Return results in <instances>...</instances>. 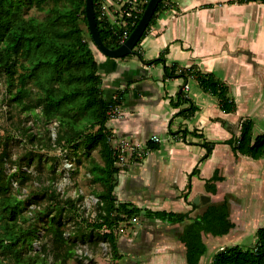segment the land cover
<instances>
[{"label":"crops","instance_id":"0c3cea01","mask_svg":"<svg viewBox=\"0 0 264 264\" xmlns=\"http://www.w3.org/2000/svg\"><path fill=\"white\" fill-rule=\"evenodd\" d=\"M127 1L103 0L112 24L120 23ZM171 2L134 53L111 58L100 52L96 58L105 98L122 94L116 117L107 123L112 145L125 139L149 150L150 143H158L157 149L149 150L120 175L117 198L142 209L174 212L191 210L190 202L201 194L213 196L211 203L227 200L234 227L224 235L203 233L208 250L201 262L211 264L214 254L224 247L253 246L257 230L264 227V156L253 159L235 154L226 143L240 132L245 118L254 121L255 137L264 133V3ZM165 51L164 63H146ZM167 67H176L175 74L192 67L214 73L228 86L237 111L223 112L218 99L193 76L186 80L178 75L167 77ZM181 91L198 108L192 116L179 115L190 105ZM153 136L160 141H151ZM205 142H211L212 152L201 161L207 153ZM195 167L198 173L191 177L192 188L185 197ZM216 172L222 179L212 192L207 182ZM128 222L130 226L126 228L123 222L126 226L115 231L120 257L113 264H188L186 245L180 238L184 223L148 216ZM244 237L252 242L243 244Z\"/></svg>","mask_w":264,"mask_h":264},{"label":"trees","instance_id":"16d2710c","mask_svg":"<svg viewBox=\"0 0 264 264\" xmlns=\"http://www.w3.org/2000/svg\"><path fill=\"white\" fill-rule=\"evenodd\" d=\"M253 1L264 3V0H238L239 3ZM137 2L139 9H135L131 17L123 14L128 25L121 27L102 16L103 0H94L98 29L107 46L118 47L124 30L129 36L138 24L148 0ZM85 5L86 0H0V75L5 76L10 99L22 113L28 114L26 120L33 116L44 124L57 122L55 138L46 129V140L30 131V127H23V136L34 146L16 161L11 158L10 137L2 135L0 128V264H68L76 258L78 244L86 242L94 245L107 242L112 258L116 260L120 257L116 229L142 213L164 222L184 223L180 238L186 245L187 263L202 264L208 250L203 233L224 235L235 225L230 219L227 200L219 204L210 203L201 214L193 216L192 210L198 208L193 202H190L192 209L186 212L151 210L121 202L115 194L120 171L117 165L119 152L111 143L113 133L107 123L111 112L122 103V98L108 100L104 96L100 65L81 27L82 23L88 26ZM171 5V0H161L140 42L159 14ZM33 7L46 12L45 17H25ZM128 7L126 2L122 12ZM165 55L166 51L146 63H164ZM175 70L176 67H167V77L178 75L186 80L193 76L205 92L218 99L223 112L237 111L228 86L214 73L202 72L195 67L182 70L180 74H175ZM182 91L181 96L189 100ZM197 109L190 101L189 107L181 110L179 115L192 116ZM253 128L252 119H243L240 135H234L226 143L232 146L235 154L260 159L264 156V133L255 137ZM210 145L211 142L203 143L207 153L201 161L212 152ZM39 147L49 151L61 148L64 152L71 151L78 156L81 153L87 157L92 180L101 186L95 192L98 200L94 217L81 213L79 202L83 195L64 197L53 181L48 186L41 184L29 195L20 197L21 188L32 178L23 163L26 162L28 167L37 159L39 169L49 163H43L45 158ZM157 148L158 143L148 145L149 150ZM94 151L99 153L102 163L96 161ZM66 156L72 158L68 153ZM9 162L15 167L12 172H9ZM49 167L53 170L52 164ZM196 173L197 167L189 175L185 197L192 188L191 177ZM221 179L216 172L207 182V188L215 192L216 181ZM14 182H18L17 189ZM33 203L37 206L29 210ZM104 228L107 231H103ZM42 229L43 242L35 251L33 243L40 238ZM31 251L33 254H29ZM77 260L83 264V260ZM211 264H264V227L257 230V241L253 246L236 244L224 247L214 254Z\"/></svg>","mask_w":264,"mask_h":264},{"label":"rangeland","instance_id":"374dc122","mask_svg":"<svg viewBox=\"0 0 264 264\" xmlns=\"http://www.w3.org/2000/svg\"><path fill=\"white\" fill-rule=\"evenodd\" d=\"M45 15L46 12L40 11L39 9L33 7L25 14V17L36 16L38 18H44ZM122 16L123 15L121 13V16L119 17L120 19H118L120 23H118L117 26H123L122 21L124 19H122ZM81 27L83 29L86 40L90 42V46L94 51L95 57L99 58V56H101L100 51L90 39L88 26L85 23H82ZM37 111H39V109H37ZM27 115L28 114L26 113H22L20 107L16 106V104L11 101L10 95L7 92L5 76L0 75V128L2 135L10 137L9 148L13 161H16L19 158L23 157L26 152L33 149L34 146L30 141H28L25 136H23L21 131L23 127H30V131L37 133V135L40 137H44V140H46L45 135L48 134L46 129L50 131L53 138H55L56 136L57 122L44 124L42 121H36L33 116L26 120L25 118ZM239 135L240 132L238 134L236 132V136ZM117 143H119L118 140L116 141L115 147ZM35 146H37L36 148H38L37 144ZM39 150L45 158L43 163L46 161H49V163H46L43 169H39V163L37 162V159L28 167L26 165V162L23 163L25 165L24 169H27L28 172L31 173L32 178H30L26 182V185L21 188L22 190L20 197L23 198L29 195L31 192L36 190L37 186H40L41 184L48 186L50 182L53 181V184L56 187L57 191L60 192L64 197L69 196L77 198L79 194L83 195V199L79 202V204L81 205L80 211L86 217H94L96 213L94 207L98 200V198L95 196V192L99 191L101 189V186L99 183H96L92 180V176L88 171L87 157L80 153L79 159L78 155H75L71 151H65V153L61 150V148H57L54 151H49L45 148H40ZM67 153L70 154L72 158L67 157ZM93 156L95 157L96 161L102 163V159L97 151L93 152ZM48 158L52 159L48 160ZM138 160H141V157L137 154L129 155L126 153L123 159L119 157L117 165L119 166L120 171L117 175L118 183L115 188L116 195L118 193V187L120 184V175L123 174V171L128 169L129 165L136 163ZM49 164H52L53 170L51 167H49ZM8 168L9 172L15 170L12 162L8 163ZM17 187L18 182H14V188L17 189ZM182 195H184V193ZM36 206L37 205L35 203L31 204L29 206V210L35 208ZM198 206V208L192 210L193 216L199 215L204 211L205 207L203 205L199 204ZM142 216L145 215L143 213L137 215V221H140V218L142 219ZM128 220L125 221V224L127 226L120 225L118 229H116V231H121V229L125 226L126 228L130 226L129 222L126 223ZM103 231H107V229L104 228ZM100 232L102 233V231ZM43 233L44 230L42 229L39 232L40 238L33 243L35 251L40 248V244L43 242V239L41 240ZM242 240L243 244L252 242V239L250 237H244ZM29 254H33V252L31 251V253ZM77 259L83 260V264H113L115 261L112 258V254L109 250V244L107 242H100L99 245H94L88 242L79 243L76 247V258L70 260L68 264H79Z\"/></svg>","mask_w":264,"mask_h":264},{"label":"water","instance_id":"95a60500","mask_svg":"<svg viewBox=\"0 0 264 264\" xmlns=\"http://www.w3.org/2000/svg\"><path fill=\"white\" fill-rule=\"evenodd\" d=\"M160 2L161 0H148V3L143 11L140 21L129 34V36L126 38V40L122 42L118 47L111 48L107 46L101 38L95 17L94 0H86L85 10L88 28L93 43L95 44L97 49L105 56L111 58H122L134 53L136 46L140 42L147 27L149 26L151 19ZM211 202L212 197L207 194H201L199 196H196V198L193 200V203L197 205H207Z\"/></svg>","mask_w":264,"mask_h":264},{"label":"built area","instance_id":"2783aa9c","mask_svg":"<svg viewBox=\"0 0 264 264\" xmlns=\"http://www.w3.org/2000/svg\"><path fill=\"white\" fill-rule=\"evenodd\" d=\"M127 3L129 4V7L122 12V15L126 13V15L128 17H131L133 15V12L135 11V9H139L138 8V2H137V0H128ZM166 5H169L168 1H166ZM103 15L106 16V10H105L104 6L102 7V16ZM122 24H123V26L121 25V27H126L128 25L127 21H125V20L122 21ZM127 37H128V32L125 29L124 30V37H122V42H124ZM118 98H122V97L118 94V95L115 96L114 99H118ZM116 115H117V108H115L111 112V118H115ZM151 141L158 142V141H160V138L158 136H153L151 138ZM115 148L118 150L119 157L121 159H123V157H124V155L126 153L129 154V155L137 154L138 156L143 157L149 151V150L141 148V147L133 144L129 140H125V139H123L122 141H119V143H117Z\"/></svg>","mask_w":264,"mask_h":264}]
</instances>
